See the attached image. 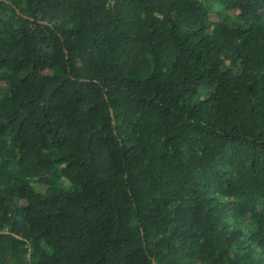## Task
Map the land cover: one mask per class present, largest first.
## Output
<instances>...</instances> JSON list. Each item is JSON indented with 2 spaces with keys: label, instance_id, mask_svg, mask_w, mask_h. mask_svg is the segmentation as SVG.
Wrapping results in <instances>:
<instances>
[{
  "label": "trees",
  "instance_id": "trees-1",
  "mask_svg": "<svg viewBox=\"0 0 264 264\" xmlns=\"http://www.w3.org/2000/svg\"><path fill=\"white\" fill-rule=\"evenodd\" d=\"M153 261L264 264V0H0V264Z\"/></svg>",
  "mask_w": 264,
  "mask_h": 264
},
{
  "label": "rangeland",
  "instance_id": "rangeland-1",
  "mask_svg": "<svg viewBox=\"0 0 264 264\" xmlns=\"http://www.w3.org/2000/svg\"><path fill=\"white\" fill-rule=\"evenodd\" d=\"M62 187H63L64 189H66V190H69V184H68V182L65 181V180H63V181H62Z\"/></svg>",
  "mask_w": 264,
  "mask_h": 264
},
{
  "label": "water",
  "instance_id": "water-1",
  "mask_svg": "<svg viewBox=\"0 0 264 264\" xmlns=\"http://www.w3.org/2000/svg\"><path fill=\"white\" fill-rule=\"evenodd\" d=\"M114 122V121H113ZM153 264H156V262L155 261H153Z\"/></svg>",
  "mask_w": 264,
  "mask_h": 264
}]
</instances>
